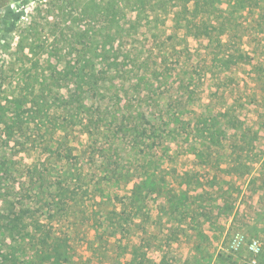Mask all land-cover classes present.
<instances>
[{"label":"rangeland","instance_id":"obj_1","mask_svg":"<svg viewBox=\"0 0 264 264\" xmlns=\"http://www.w3.org/2000/svg\"><path fill=\"white\" fill-rule=\"evenodd\" d=\"M198 2L0 0V264L263 258L264 0Z\"/></svg>","mask_w":264,"mask_h":264},{"label":"trees","instance_id":"obj_2","mask_svg":"<svg viewBox=\"0 0 264 264\" xmlns=\"http://www.w3.org/2000/svg\"><path fill=\"white\" fill-rule=\"evenodd\" d=\"M189 1H191V0H187V2H189ZM198 4H199V2H198V0H195V7L197 6L198 7ZM210 6V5H209ZM264 6V2H263V5H262V7ZM196 7V8H197ZM256 7H260V4L259 5H257ZM264 8V7H263ZM187 24V23H186ZM210 26L211 25H209V24H205L204 25V21L201 19V21L199 20V22L197 23V27H200V28H203V29H207V28H210ZM209 34H210V32H206L205 31V35L206 36H209ZM210 37V36H209ZM78 95H80V89H79V91H78ZM77 95V96H78ZM76 100H75V103L77 104V103H79V101H81L80 100V98H75ZM81 103V102H80ZM81 104H79V106H80ZM145 117V116H144ZM145 119H147L146 117H145ZM149 121V120H148ZM238 129V131H237V133L234 135L235 136V140L237 141V144H243V143H246V142H249V140H248V133H247V131H245V130H242V127H237ZM147 128H145V129H142V130H140V135L142 136V135H145V134H147ZM154 133V132H153ZM214 138H216V137H214ZM220 138V137H219ZM219 138H217V139H219ZM202 158L203 157H205V156H210V154H204V152H201L200 154H199ZM244 156V159H247V157L249 156V154L248 153H242L241 154V156ZM244 159H240L239 160V164L240 165H244L245 164V162H243L242 160H244ZM258 264H264V250H263V258L258 262Z\"/></svg>","mask_w":264,"mask_h":264}]
</instances>
